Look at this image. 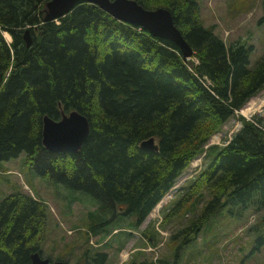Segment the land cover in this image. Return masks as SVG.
I'll return each instance as SVG.
<instances>
[{
  "label": "trees",
  "instance_id": "obj_1",
  "mask_svg": "<svg viewBox=\"0 0 264 264\" xmlns=\"http://www.w3.org/2000/svg\"><path fill=\"white\" fill-rule=\"evenodd\" d=\"M46 1L0 0V170L1 161L25 152L36 175L66 186L71 201L95 205L55 259L109 264V249L121 251L182 172L178 199L165 220L189 211L190 226L198 230L219 213L233 216L250 208L257 214L249 227L253 249L264 246V122L239 114L240 127L226 142L207 144L264 88V51L251 65V45L226 44L202 24L196 0H137L172 11L192 48L187 59L172 40L86 0L57 20L41 22ZM256 24L264 33V11ZM96 35L103 48L92 39ZM72 109L90 122L80 149H46L42 116L57 118ZM148 137L156 150L140 146ZM198 158L205 164L196 170L192 163ZM46 208L44 200L17 188L0 198V264H28L33 252L42 254ZM153 231L144 228L141 235L156 246ZM95 236L102 249L92 250ZM83 241L87 246L74 257ZM151 263L132 256L126 264Z\"/></svg>",
  "mask_w": 264,
  "mask_h": 264
},
{
  "label": "rangeland",
  "instance_id": "obj_2",
  "mask_svg": "<svg viewBox=\"0 0 264 264\" xmlns=\"http://www.w3.org/2000/svg\"><path fill=\"white\" fill-rule=\"evenodd\" d=\"M199 5V18L203 25L212 26L213 31L226 44L240 40L251 47L250 64L254 65L264 51V33L262 27L256 24L257 18L263 13L264 0H196ZM8 41L11 37L4 31ZM98 47L103 43L96 35L92 38ZM194 59V58H193ZM247 118H257L264 122V88L256 95L251 96L240 110L229 116L220 129L212 134L208 143H223L240 127L238 115ZM257 121V120H256ZM258 122V121H257ZM26 153L1 161L4 170H0V198L13 188L29 192L35 197L44 200L47 204V222L44 228V238L41 243V253L50 259H55L62 252L63 242L69 241L76 234V225L86 222V213L94 209V204L75 200L70 190L51 178L36 175L30 170L26 161ZM205 161L196 159L192 165L198 170ZM1 167V165H0ZM3 169V168H2ZM189 169V167H188ZM184 173L178 176L172 187L160 198L145 219L133 229L131 238L120 252L115 247L109 249L111 262L109 264H126L132 256L152 260L151 264H264V246L253 249L254 236L249 227L254 223L257 214L250 208L242 210L233 216L226 213L215 215L210 222L198 230L190 226L191 212H179L170 215L165 220L173 201L178 199L177 189L185 179ZM60 188L68 190L63 193ZM66 192V191H65ZM76 196L93 198L84 193L75 191ZM201 203L197 205L199 210ZM126 219L121 222L124 223ZM135 228V227H134ZM144 228L156 230V246L143 242L141 232ZM115 231V230H114ZM96 237L90 242L97 246ZM106 240V239H105ZM87 243L83 241L75 248V256L81 252ZM101 247V243L97 246ZM140 249V252H136Z\"/></svg>",
  "mask_w": 264,
  "mask_h": 264
},
{
  "label": "water",
  "instance_id": "obj_3",
  "mask_svg": "<svg viewBox=\"0 0 264 264\" xmlns=\"http://www.w3.org/2000/svg\"><path fill=\"white\" fill-rule=\"evenodd\" d=\"M86 1L96 4L120 21L142 27L153 36L172 40L180 47L183 58L187 59L191 55L192 48L174 24L172 11L169 8L163 6L147 8L137 0ZM79 2L80 0H47L43 7L41 22L57 20L69 13ZM24 38L29 45L31 37L28 27L24 29ZM89 132L90 122L87 116L77 109L61 111V115L57 118L47 113L42 116L41 141L50 151L75 152L80 149ZM140 146L155 150L158 148L153 137L142 140ZM28 264H64V261L50 259L36 251L30 255Z\"/></svg>",
  "mask_w": 264,
  "mask_h": 264
}]
</instances>
